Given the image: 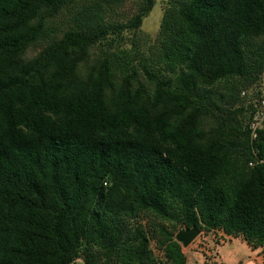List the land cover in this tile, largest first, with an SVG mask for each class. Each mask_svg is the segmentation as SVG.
<instances>
[{
	"label": "trees",
	"instance_id": "16d2710c",
	"mask_svg": "<svg viewBox=\"0 0 264 264\" xmlns=\"http://www.w3.org/2000/svg\"><path fill=\"white\" fill-rule=\"evenodd\" d=\"M155 3L0 0V264H186L165 224L264 255V0H171L146 55Z\"/></svg>",
	"mask_w": 264,
	"mask_h": 264
},
{
	"label": "rangeland",
	"instance_id": "374dc122",
	"mask_svg": "<svg viewBox=\"0 0 264 264\" xmlns=\"http://www.w3.org/2000/svg\"><path fill=\"white\" fill-rule=\"evenodd\" d=\"M80 1V0H78ZM171 0H156V3L148 16L143 19L142 25L137 31L136 37L141 39V51L143 53H148V46H153L156 41L160 23L162 20L164 9L168 6V3ZM82 2V1H81ZM86 4H90L93 0H83ZM140 0H106L104 5V20L107 22H126L129 18H131L135 12L137 11V7ZM82 5V3H81ZM66 15V14H65ZM71 17V15H68ZM125 40L122 42L121 46L125 49H131V33H127L125 35ZM40 47L37 46L35 48H31L29 50V54L32 56L39 51ZM237 105L234 104L233 107ZM138 225L140 224L144 230L151 231L155 228V225L159 224V221L154 220L152 217H143L140 220H137ZM156 225V226H157ZM166 228L170 231H173L174 239L175 235L179 230L185 229L183 226H177L173 228L172 226L165 224ZM155 234V232H152ZM227 239V240H226ZM232 240L230 243L229 240ZM238 237H233L230 235L224 234L222 231H212L209 233L199 232L198 236L187 246L182 247V252L185 255L186 259L189 258L188 263L193 264L190 258H193L198 263H204L207 261L209 264H220L219 256L225 258L227 256V252L233 251L235 248H241L240 242L245 245L248 250H256L260 248H252L247 245V243L242 240H239ZM239 244V245H238ZM237 246V247H236ZM233 248V249H232ZM150 250L152 256L158 261H163V252L158 248L157 242L155 240L150 241ZM210 251V252H209ZM224 251V253H222ZM261 251V250H260ZM262 252V251H261ZM217 253L216 257L214 256ZM262 264H263V254ZM99 264H104L102 259L99 260Z\"/></svg>",
	"mask_w": 264,
	"mask_h": 264
},
{
	"label": "built area",
	"instance_id": "2783aa9c",
	"mask_svg": "<svg viewBox=\"0 0 264 264\" xmlns=\"http://www.w3.org/2000/svg\"><path fill=\"white\" fill-rule=\"evenodd\" d=\"M258 90L260 92V97L258 98V108L257 111L252 116L251 121L249 122L248 125L251 143H253L257 139L258 132L264 129V73L260 77ZM252 153L254 159L249 161L248 166L250 167H254L257 165L264 166V155L260 154L259 150L255 148L252 150ZM76 262L78 264H83L81 260H76ZM263 264H264V258H263Z\"/></svg>",
	"mask_w": 264,
	"mask_h": 264
},
{
	"label": "crops",
	"instance_id": "0c3cea01",
	"mask_svg": "<svg viewBox=\"0 0 264 264\" xmlns=\"http://www.w3.org/2000/svg\"><path fill=\"white\" fill-rule=\"evenodd\" d=\"M240 241H242V240H240ZM229 242L231 243L232 240L230 239ZM240 247L241 248H235L234 247L233 251L229 250L227 252L228 254L225 258H223V256L222 257L219 256L220 264H262L261 263L262 262L261 254H263V253L260 251L261 249H256L253 251L248 250L245 247V245L242 244L241 242H240ZM222 253H224V251ZM216 255H217V253L214 256L216 257ZM190 259H191V261H193V264H209V263H211V262L207 263V261H205L204 263H198L195 260H193V258H190ZM188 261H189V258L186 259V264H189Z\"/></svg>",
	"mask_w": 264,
	"mask_h": 264
},
{
	"label": "water",
	"instance_id": "95a60500",
	"mask_svg": "<svg viewBox=\"0 0 264 264\" xmlns=\"http://www.w3.org/2000/svg\"><path fill=\"white\" fill-rule=\"evenodd\" d=\"M199 231L194 227L185 228L179 230L175 235V240L182 245V247H187L195 238L198 236Z\"/></svg>",
	"mask_w": 264,
	"mask_h": 264
}]
</instances>
